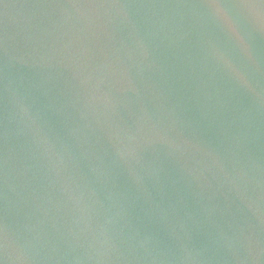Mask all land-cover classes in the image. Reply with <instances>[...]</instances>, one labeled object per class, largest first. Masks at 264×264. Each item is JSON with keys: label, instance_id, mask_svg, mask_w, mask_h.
<instances>
[{"label": "water", "instance_id": "1", "mask_svg": "<svg viewBox=\"0 0 264 264\" xmlns=\"http://www.w3.org/2000/svg\"><path fill=\"white\" fill-rule=\"evenodd\" d=\"M0 264H264V0H0Z\"/></svg>", "mask_w": 264, "mask_h": 264}]
</instances>
